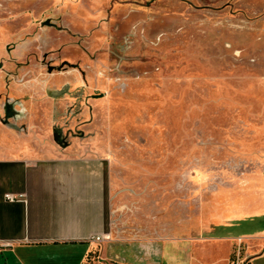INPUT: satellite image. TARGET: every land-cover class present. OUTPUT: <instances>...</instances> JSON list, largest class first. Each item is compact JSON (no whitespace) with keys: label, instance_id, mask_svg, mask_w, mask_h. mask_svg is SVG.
Instances as JSON below:
<instances>
[{"label":"rangeland","instance_id":"obj_1","mask_svg":"<svg viewBox=\"0 0 264 264\" xmlns=\"http://www.w3.org/2000/svg\"><path fill=\"white\" fill-rule=\"evenodd\" d=\"M0 127L107 156L166 236L258 212L264 0H0Z\"/></svg>","mask_w":264,"mask_h":264},{"label":"crops","instance_id":"obj_2","mask_svg":"<svg viewBox=\"0 0 264 264\" xmlns=\"http://www.w3.org/2000/svg\"><path fill=\"white\" fill-rule=\"evenodd\" d=\"M42 141L0 127V264H264L259 197L232 223L190 213L166 236L118 211L107 156Z\"/></svg>","mask_w":264,"mask_h":264},{"label":"built area","instance_id":"obj_3","mask_svg":"<svg viewBox=\"0 0 264 264\" xmlns=\"http://www.w3.org/2000/svg\"><path fill=\"white\" fill-rule=\"evenodd\" d=\"M6 198L10 201H14L16 198L12 194H7ZM235 264H244L243 262H236Z\"/></svg>","mask_w":264,"mask_h":264}]
</instances>
